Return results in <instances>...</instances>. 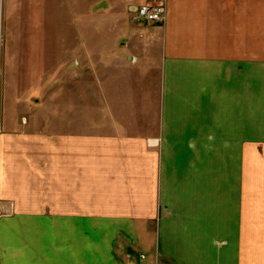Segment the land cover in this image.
Returning <instances> with one entry per match:
<instances>
[{"label": "crops", "instance_id": "1", "mask_svg": "<svg viewBox=\"0 0 264 264\" xmlns=\"http://www.w3.org/2000/svg\"><path fill=\"white\" fill-rule=\"evenodd\" d=\"M149 1L78 5L97 16ZM155 1L165 21L128 20L122 49L98 36L74 49L154 77V132L131 134L119 120L85 133L40 118L36 69L50 58L19 29L41 20L43 0H3L0 264H264V0Z\"/></svg>", "mask_w": 264, "mask_h": 264}, {"label": "rangeland", "instance_id": "2", "mask_svg": "<svg viewBox=\"0 0 264 264\" xmlns=\"http://www.w3.org/2000/svg\"><path fill=\"white\" fill-rule=\"evenodd\" d=\"M151 2L160 1L151 0ZM43 3L41 11L45 13L41 14V20L36 21V26L19 29L25 40H28L26 39L28 37L33 40L30 43H34L36 55L42 53L41 55L50 58V60L46 59L47 66L43 65L36 69L35 99L40 118L45 120L50 118L57 130L64 131L88 133L91 130L92 119H97L101 132L112 130L114 121L119 120L125 122L120 126L127 128L126 130L131 134L153 133L155 129L153 119L156 112L153 107L156 102L154 77L145 83L144 77L131 76V68L136 67L134 65L136 61L134 62L133 59L126 61L120 56L115 59H90L88 55L82 58L74 54L78 42L91 36H98L104 41L107 38L115 39L118 41L116 48L122 49V44L119 42L129 40L131 37L128 20L135 25V28L149 27L132 20L131 11L137 6H130L127 13L100 11L96 16L89 11H81L78 0H43ZM12 30L9 25L6 26L4 18L0 59L6 45V35ZM42 51L45 53L48 51V54L44 55ZM64 52L68 53L67 59L54 58L62 56ZM44 74L46 81L43 83ZM4 77V63L1 59L0 118L4 101ZM126 88L130 91L126 92ZM259 111L261 120L264 109ZM129 119L137 122L143 119L145 122L126 123ZM258 128L263 131L264 124H260ZM253 130L256 129L252 124L244 123V135ZM158 142V148L165 147V141ZM259 148L264 149V141H259ZM262 153L260 151L259 158L264 160ZM169 158L174 160V156Z\"/></svg>", "mask_w": 264, "mask_h": 264}, {"label": "built area", "instance_id": "3", "mask_svg": "<svg viewBox=\"0 0 264 264\" xmlns=\"http://www.w3.org/2000/svg\"><path fill=\"white\" fill-rule=\"evenodd\" d=\"M132 20L140 25H155L163 23L166 19V6L160 2H147L134 7L131 11ZM3 0H0V49L3 43ZM1 86V81H0Z\"/></svg>", "mask_w": 264, "mask_h": 264}]
</instances>
